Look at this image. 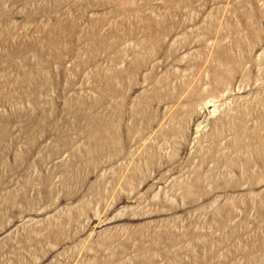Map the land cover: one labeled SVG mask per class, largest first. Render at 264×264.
<instances>
[{
	"label": "rangeland",
	"instance_id": "obj_1",
	"mask_svg": "<svg viewBox=\"0 0 264 264\" xmlns=\"http://www.w3.org/2000/svg\"><path fill=\"white\" fill-rule=\"evenodd\" d=\"M0 264H264V0H0Z\"/></svg>",
	"mask_w": 264,
	"mask_h": 264
}]
</instances>
